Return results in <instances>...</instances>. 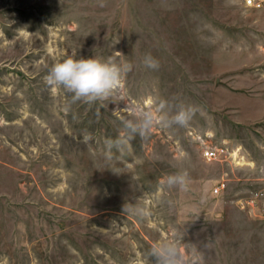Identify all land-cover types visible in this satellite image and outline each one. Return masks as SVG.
<instances>
[{"label":"rangeland","instance_id":"obj_1","mask_svg":"<svg viewBox=\"0 0 264 264\" xmlns=\"http://www.w3.org/2000/svg\"><path fill=\"white\" fill-rule=\"evenodd\" d=\"M73 53L133 67L108 100L73 102L45 83ZM148 53L158 69L144 66ZM160 99L197 110L186 126H155L105 158V141L132 118L123 109ZM207 148L221 150L209 159ZM261 167L264 9L242 0H0V264H154L149 250L181 235L199 251L196 264H264L253 202L264 192ZM179 171L187 191L163 185Z\"/></svg>","mask_w":264,"mask_h":264},{"label":"clouds","instance_id":"obj_2","mask_svg":"<svg viewBox=\"0 0 264 264\" xmlns=\"http://www.w3.org/2000/svg\"><path fill=\"white\" fill-rule=\"evenodd\" d=\"M104 6L103 3L100 4ZM117 54L122 55L117 52ZM75 53L53 64L45 77V83L49 90L55 92L63 89L66 94L71 95L72 101H83L93 104L98 100H108L123 85L124 77L132 70L133 65L129 62H116L109 57L102 60L97 57L88 59H75ZM143 64L149 69L159 68V61L150 53L143 58ZM195 106L178 105L173 111L169 102L163 99L149 100L147 107L135 106L123 109L132 118L123 121L126 133L115 140L105 141V158H112V150L123 151L135 136L145 137L153 127H169L177 125L186 126L196 112ZM92 137L83 133V143L88 146ZM190 179L187 171H179L168 175L163 185L169 189L179 188L187 191ZM135 215L147 218L152 215L146 207L133 209ZM182 236V235H181ZM181 236L162 239L157 242L148 253L154 264H196L199 251L195 246H188L181 243ZM181 245L184 251H181Z\"/></svg>","mask_w":264,"mask_h":264},{"label":"built area","instance_id":"obj_3","mask_svg":"<svg viewBox=\"0 0 264 264\" xmlns=\"http://www.w3.org/2000/svg\"><path fill=\"white\" fill-rule=\"evenodd\" d=\"M242 1L246 7L254 8V9H264V0H242ZM219 150L217 148H207L203 151V154L205 157H208L209 159H213L218 156ZM224 185H225L224 182H220L215 187L214 192L219 193L220 189L224 187Z\"/></svg>","mask_w":264,"mask_h":264},{"label":"crops","instance_id":"obj_4","mask_svg":"<svg viewBox=\"0 0 264 264\" xmlns=\"http://www.w3.org/2000/svg\"><path fill=\"white\" fill-rule=\"evenodd\" d=\"M242 2H243V1H242ZM243 5H244V3H243ZM244 6H245V5H244ZM245 7H246V6H245ZM252 9H254V8H252ZM224 152H225V150H224ZM263 170H264V168L261 167L260 175H259V177H257V178H260V177H261V179H263V177H264ZM257 178H256V179H257ZM256 179L253 180V183L256 182ZM227 181H228V179L225 178V177H223L222 179L218 180L217 185H218L220 182H224V183H225L224 187H222V188L220 189V192H219V193H221L222 191H224V190L227 188V184H228ZM261 181H263V180H261ZM255 184H256V183H255ZM217 185H216V186H217ZM263 187H264V184H263V186H262V189H263ZM216 194H218V193H216ZM259 194H260V193H258L257 196H259ZM260 195H262V197L259 198L261 201L259 200V202H257V201H258V198H257V199H255V200H253V202H255L256 205L254 206V203H251V204H252V206H254V209H256L257 211H259V213H261L262 217L264 218V192L261 193Z\"/></svg>","mask_w":264,"mask_h":264}]
</instances>
